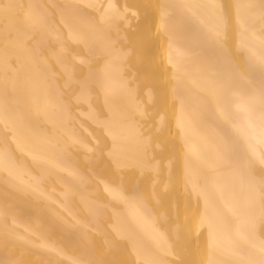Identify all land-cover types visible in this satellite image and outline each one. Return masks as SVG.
Instances as JSON below:
<instances>
[{"label": "bare ground", "instance_id": "6f19581e", "mask_svg": "<svg viewBox=\"0 0 264 264\" xmlns=\"http://www.w3.org/2000/svg\"><path fill=\"white\" fill-rule=\"evenodd\" d=\"M146 1L0 0V264H264V0Z\"/></svg>", "mask_w": 264, "mask_h": 264}, {"label": "rangeland", "instance_id": "374dc122", "mask_svg": "<svg viewBox=\"0 0 264 264\" xmlns=\"http://www.w3.org/2000/svg\"><path fill=\"white\" fill-rule=\"evenodd\" d=\"M138 11L141 17V21L139 22L140 25L135 28L128 29L127 33L130 36V41L132 43L139 42L140 45H144L145 47L146 46L145 43L150 41V43L147 45L150 47H148L145 50L146 52H148L149 57H151V59L153 60L154 57L157 55V43L159 44L161 43L158 31H157L156 21H155V12L157 11V4L155 0H147L146 5L140 7ZM139 52H141L140 49H139ZM161 54H162V50L159 48L158 55H161ZM160 65L161 66H160L159 72H156L155 74H153V76H151L150 83L154 85L155 90H157V105L161 107L163 111H166L165 109H163V107L165 108V106L168 105L167 100H166V95L164 94V89H163V86L166 85V80L163 78V73H162V71L164 70L163 62ZM82 72L83 71L81 69V73ZM167 131H168V137L171 138L172 134H171L170 128H167ZM153 136H155V134H153ZM176 158L178 159L177 156H175V159ZM131 176H132L131 173L125 174L123 176L122 180L124 181L125 184H128V180L130 179ZM117 252H118L117 257H116L117 264L118 263L119 264H131L124 250L120 249Z\"/></svg>", "mask_w": 264, "mask_h": 264}, {"label": "crops", "instance_id": "0c3cea01", "mask_svg": "<svg viewBox=\"0 0 264 264\" xmlns=\"http://www.w3.org/2000/svg\"><path fill=\"white\" fill-rule=\"evenodd\" d=\"M158 10H159V7L157 5V18H158ZM181 19L183 20L184 18L182 17ZM177 32H179L181 34H185L188 32V28H179V29H177ZM158 49H159V46L157 44V55H158Z\"/></svg>", "mask_w": 264, "mask_h": 264}]
</instances>
